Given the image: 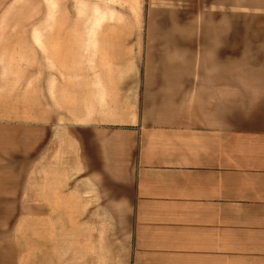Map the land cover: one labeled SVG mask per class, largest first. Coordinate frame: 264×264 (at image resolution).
<instances>
[{"label":"crops","instance_id":"0c3cea01","mask_svg":"<svg viewBox=\"0 0 264 264\" xmlns=\"http://www.w3.org/2000/svg\"><path fill=\"white\" fill-rule=\"evenodd\" d=\"M126 106L128 120L36 118L28 170L25 122L0 121V209L23 213L11 221L0 211V264L23 262L7 225L27 208L44 225L34 243L44 264L58 208L67 209L65 264H120L105 248L107 209L116 208L133 212L123 264H264V96L204 121ZM74 223L98 230L80 234Z\"/></svg>","mask_w":264,"mask_h":264},{"label":"rangeland","instance_id":"374dc122","mask_svg":"<svg viewBox=\"0 0 264 264\" xmlns=\"http://www.w3.org/2000/svg\"><path fill=\"white\" fill-rule=\"evenodd\" d=\"M260 96L264 0H0V121L25 122L27 170L36 118L128 120L132 100L138 114L197 112L204 121ZM74 210L75 216L80 209ZM0 211L11 221L23 215L22 209ZM66 211L48 215L54 219L51 264H65ZM33 213L27 208L24 221L7 225V241L22 248L16 255L22 264H44L34 254L44 225ZM132 216L131 208L107 209V262L127 260ZM74 224L80 234L98 230Z\"/></svg>","mask_w":264,"mask_h":264}]
</instances>
